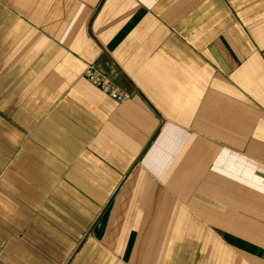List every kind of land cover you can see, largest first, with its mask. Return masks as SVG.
Returning <instances> with one entry per match:
<instances>
[{
    "label": "crops",
    "instance_id": "crops-1",
    "mask_svg": "<svg viewBox=\"0 0 264 264\" xmlns=\"http://www.w3.org/2000/svg\"><path fill=\"white\" fill-rule=\"evenodd\" d=\"M173 229L264 264V0H0V264L171 260Z\"/></svg>",
    "mask_w": 264,
    "mask_h": 264
},
{
    "label": "rangeland",
    "instance_id": "rangeland-1",
    "mask_svg": "<svg viewBox=\"0 0 264 264\" xmlns=\"http://www.w3.org/2000/svg\"><path fill=\"white\" fill-rule=\"evenodd\" d=\"M177 233V229H173L172 235L174 236V243L171 245L172 250L170 251V253H172V259L164 260L163 256L167 246L165 244H158L156 250L153 252L154 259L148 260L146 264H185L186 262H181L180 259H178L180 258L182 248L185 249V251L188 249L190 253L194 255L193 260L188 262V264H253L251 260H248L245 255L238 251L231 250L222 244H213V239L211 238L213 235L209 233L208 230L203 232L205 236L204 244L199 243L190 246L188 244L186 246L178 243L182 240L181 238H177L178 242H176L175 237ZM190 233H192V231ZM189 239H192L190 235Z\"/></svg>",
    "mask_w": 264,
    "mask_h": 264
},
{
    "label": "built area",
    "instance_id": "built-area-1",
    "mask_svg": "<svg viewBox=\"0 0 264 264\" xmlns=\"http://www.w3.org/2000/svg\"><path fill=\"white\" fill-rule=\"evenodd\" d=\"M87 73L90 82L94 86L98 87L103 92L108 93L109 96L117 102H122L128 97L126 94L117 90L106 77L94 70L93 67H89Z\"/></svg>",
    "mask_w": 264,
    "mask_h": 264
}]
</instances>
